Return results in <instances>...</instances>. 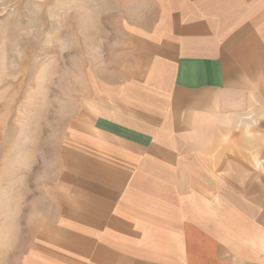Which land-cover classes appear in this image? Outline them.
Returning a JSON list of instances; mask_svg holds the SVG:
<instances>
[{
    "label": "crops",
    "instance_id": "1",
    "mask_svg": "<svg viewBox=\"0 0 264 264\" xmlns=\"http://www.w3.org/2000/svg\"><path fill=\"white\" fill-rule=\"evenodd\" d=\"M135 1L16 264H264V0Z\"/></svg>",
    "mask_w": 264,
    "mask_h": 264
},
{
    "label": "rangeland",
    "instance_id": "2",
    "mask_svg": "<svg viewBox=\"0 0 264 264\" xmlns=\"http://www.w3.org/2000/svg\"><path fill=\"white\" fill-rule=\"evenodd\" d=\"M135 0H0V264L49 210L80 101L123 77Z\"/></svg>",
    "mask_w": 264,
    "mask_h": 264
}]
</instances>
